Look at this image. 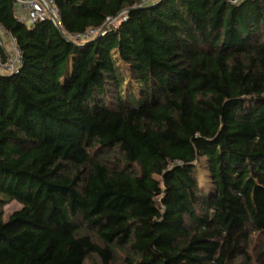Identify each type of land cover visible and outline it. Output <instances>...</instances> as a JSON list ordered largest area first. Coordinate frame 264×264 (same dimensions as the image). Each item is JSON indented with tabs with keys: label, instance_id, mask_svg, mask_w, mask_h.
<instances>
[{
	"label": "trees",
	"instance_id": "1",
	"mask_svg": "<svg viewBox=\"0 0 264 264\" xmlns=\"http://www.w3.org/2000/svg\"><path fill=\"white\" fill-rule=\"evenodd\" d=\"M53 1L0 0V264L264 262V0Z\"/></svg>",
	"mask_w": 264,
	"mask_h": 264
},
{
	"label": "built area",
	"instance_id": "2",
	"mask_svg": "<svg viewBox=\"0 0 264 264\" xmlns=\"http://www.w3.org/2000/svg\"><path fill=\"white\" fill-rule=\"evenodd\" d=\"M151 0H148L145 3H148ZM17 6H18V13H19V19L24 21L28 26L34 25L38 21H43L46 19H51L56 24V26L60 29H63V25L61 22V15L60 10L56 6L55 2L53 0H17ZM117 21L116 17H109L105 24L96 29H90L89 32H86L84 34H78V35H70L74 39H78L80 37L88 38L91 36L96 35L98 32H103L107 27H110L111 23ZM12 40L14 42V38L12 37ZM15 44V43H14ZM16 48V55L17 58L12 61L11 58L8 59L6 62L3 61L0 57V69H7L4 66H8L9 71H13L16 69V67L21 62V53L19 49ZM6 71V70H4Z\"/></svg>",
	"mask_w": 264,
	"mask_h": 264
},
{
	"label": "rangeland",
	"instance_id": "3",
	"mask_svg": "<svg viewBox=\"0 0 264 264\" xmlns=\"http://www.w3.org/2000/svg\"><path fill=\"white\" fill-rule=\"evenodd\" d=\"M0 36L2 38L1 43L2 46L6 52V54L8 55V58L15 62V59L17 58L16 55V48H15V44L11 38V36L7 35L2 29H0ZM0 38V39H1ZM7 69H3V70H8V66H4ZM134 99H137L135 97H133ZM201 187H202V191L203 192H209L211 189V184L210 181L207 178V173L205 171V169H201L200 171H198L197 174ZM21 207L20 203L17 201H12L10 203H8L5 206V219L9 218V215L15 211L16 209H19ZM264 246V234L263 233H258L255 232L252 234V240H251V252L253 255H255V257L257 258L258 256V252L263 248ZM94 261H89L88 264H100L98 261H95L96 258H93ZM254 264H264V262H259L258 260L254 261Z\"/></svg>",
	"mask_w": 264,
	"mask_h": 264
}]
</instances>
